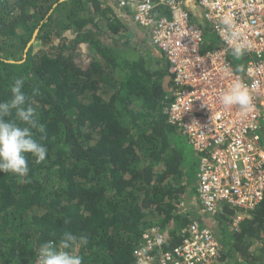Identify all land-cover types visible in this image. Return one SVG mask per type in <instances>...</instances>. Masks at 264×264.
Here are the masks:
<instances>
[{
  "label": "trees",
  "instance_id": "trees-1",
  "mask_svg": "<svg viewBox=\"0 0 264 264\" xmlns=\"http://www.w3.org/2000/svg\"><path fill=\"white\" fill-rule=\"evenodd\" d=\"M118 4L0 0V100L17 78L38 91L44 131H33L48 150L43 162L29 155L27 177L0 172V264H35L39 246L65 231L87 238L84 264H135L146 233L175 249L198 218L203 153L169 121L163 53L148 51V64L131 38L147 51L150 33ZM225 209L214 264H264V200L239 228Z\"/></svg>",
  "mask_w": 264,
  "mask_h": 264
},
{
  "label": "built area",
  "instance_id": "built-area-1",
  "mask_svg": "<svg viewBox=\"0 0 264 264\" xmlns=\"http://www.w3.org/2000/svg\"><path fill=\"white\" fill-rule=\"evenodd\" d=\"M117 1L119 7L133 10L136 24L150 33L169 65V121L203 153L197 174L201 210L215 219L225 208L233 209V226L239 228L264 200V0H196L205 27L192 23L189 0ZM160 8L169 15H162ZM225 18L232 21L231 29L223 23ZM205 29L217 39L207 50ZM231 32L248 45L244 56L251 58L239 72L231 60ZM255 56L259 59L253 60ZM237 77L253 97L250 111L220 103ZM185 233L181 245L170 250L162 249L166 244L162 233H146L135 264L219 261L221 241L209 224L195 221Z\"/></svg>",
  "mask_w": 264,
  "mask_h": 264
},
{
  "label": "clouds",
  "instance_id": "clouds-1",
  "mask_svg": "<svg viewBox=\"0 0 264 264\" xmlns=\"http://www.w3.org/2000/svg\"><path fill=\"white\" fill-rule=\"evenodd\" d=\"M225 25L231 29L232 21L225 18ZM231 54L236 58L244 56L248 45L238 40V34L231 32ZM152 43V42H151ZM241 71L240 68L236 69ZM229 74L231 72L229 71ZM25 91V79L17 78L10 87V97L0 100V172L11 173L18 177H27L30 171L28 157H35L43 162L47 156V148L36 138L35 132L44 131L39 123L36 110L32 106L33 97ZM225 108L237 107L246 112L253 108V97L248 85L239 77L234 79L230 87L219 98ZM201 226L202 221L196 220ZM88 243L85 236H76L65 231L58 239L44 241L37 249L35 264H84L83 256L78 249Z\"/></svg>",
  "mask_w": 264,
  "mask_h": 264
},
{
  "label": "rangeland",
  "instance_id": "rangeland-1",
  "mask_svg": "<svg viewBox=\"0 0 264 264\" xmlns=\"http://www.w3.org/2000/svg\"><path fill=\"white\" fill-rule=\"evenodd\" d=\"M198 16L196 15L195 17H193L192 18V23H195V24H202V25H205L206 24V22H205V20L203 19V9L201 8V7H199L198 8ZM130 24H133L131 21H130ZM135 28H137V29H139L140 31H144L143 29H141L140 27H138V26H136V25H133ZM138 30V31H139ZM205 34H206V42H205V44H204V49L205 50H207V49H210L211 48V45H210V40H214L215 39V35L214 34H212L211 32H208L206 29H205ZM217 40V39H216ZM125 41V40H124ZM131 41L132 42H134L135 43V45H137V46H135V47H137L138 48V52H140L141 53V55H145L146 56V59H147V57L149 56L148 54V51L150 52V53H152V51L154 52V55H155V49H158L157 47H155L152 43H151V37L150 38H148L147 39V44H146V47H149V49H147V51L145 50V48H144V50H143V47L142 46H144L143 44H139L137 41H136V38L135 37H132L131 38ZM216 42V41H215ZM140 48V49H139ZM160 51V50H159ZM87 52V51H86ZM87 55L88 56H91V53L90 52H87ZM156 57V56H155ZM256 57V56H255ZM130 58H132V59H137V54L135 53V51H134V53L132 52L131 53V56H130ZM157 58V57H156ZM149 59V60H148ZM147 59V62H148V64H150L151 63V61H150V59L151 58H148ZM259 58L257 57L255 60H258ZM231 60L233 61V64H234V66H236V64H238L239 62V66L240 67H245V63L244 62H241V59L239 58H236V57H231ZM161 66H163L162 64H161ZM196 171H197V169H195L194 170V172H193V174H195L196 173ZM199 204V203H198ZM200 206V205H199ZM197 207H198V205H197ZM199 221H202L204 224H209L211 227H212V229H214V230H219V228L218 227H221L220 225H219V222H218V220H217V218H213V217H210L209 215H205V213L201 210V207H200V209H199V212H198V218H197ZM221 229V228H220ZM227 232H230V231H227ZM231 233V232H230Z\"/></svg>",
  "mask_w": 264,
  "mask_h": 264
},
{
  "label": "crops",
  "instance_id": "crops-1",
  "mask_svg": "<svg viewBox=\"0 0 264 264\" xmlns=\"http://www.w3.org/2000/svg\"><path fill=\"white\" fill-rule=\"evenodd\" d=\"M200 6L198 5V3L196 2V0H189V8H190V10H191V12H192V14H193V17H195L196 15L198 16V8H199ZM202 27H205V25H202V24H200ZM150 37H151V35H150Z\"/></svg>",
  "mask_w": 264,
  "mask_h": 264
}]
</instances>
